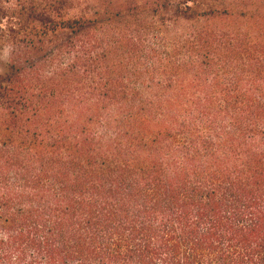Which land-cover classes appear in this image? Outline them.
Here are the masks:
<instances>
[{
  "label": "trees",
  "instance_id": "trees-1",
  "mask_svg": "<svg viewBox=\"0 0 264 264\" xmlns=\"http://www.w3.org/2000/svg\"><path fill=\"white\" fill-rule=\"evenodd\" d=\"M0 264H264V0H0Z\"/></svg>",
  "mask_w": 264,
  "mask_h": 264
},
{
  "label": "rangeland",
  "instance_id": "rangeland-1",
  "mask_svg": "<svg viewBox=\"0 0 264 264\" xmlns=\"http://www.w3.org/2000/svg\"><path fill=\"white\" fill-rule=\"evenodd\" d=\"M8 73L7 51L0 48V75Z\"/></svg>",
  "mask_w": 264,
  "mask_h": 264
}]
</instances>
